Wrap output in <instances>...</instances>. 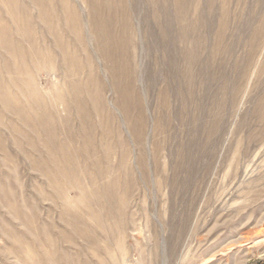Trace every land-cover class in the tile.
Masks as SVG:
<instances>
[{
  "label": "rangeland",
  "instance_id": "1",
  "mask_svg": "<svg viewBox=\"0 0 264 264\" xmlns=\"http://www.w3.org/2000/svg\"><path fill=\"white\" fill-rule=\"evenodd\" d=\"M0 264H264V0H0Z\"/></svg>",
  "mask_w": 264,
  "mask_h": 264
},
{
  "label": "bare ground",
  "instance_id": "2",
  "mask_svg": "<svg viewBox=\"0 0 264 264\" xmlns=\"http://www.w3.org/2000/svg\"><path fill=\"white\" fill-rule=\"evenodd\" d=\"M110 20H113V16L110 17ZM111 189L112 188L110 186H108V188L106 189V193H108V191H111Z\"/></svg>",
  "mask_w": 264,
  "mask_h": 264
}]
</instances>
